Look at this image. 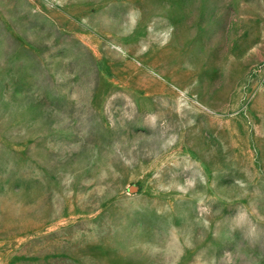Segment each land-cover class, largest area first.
Listing matches in <instances>:
<instances>
[{
  "label": "rangeland",
  "instance_id": "374dc122",
  "mask_svg": "<svg viewBox=\"0 0 264 264\" xmlns=\"http://www.w3.org/2000/svg\"><path fill=\"white\" fill-rule=\"evenodd\" d=\"M0 264H264V0H0Z\"/></svg>",
  "mask_w": 264,
  "mask_h": 264
}]
</instances>
